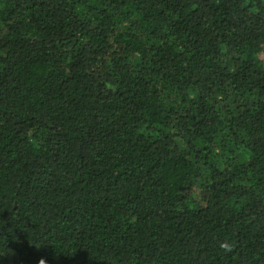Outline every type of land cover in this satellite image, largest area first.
I'll return each mask as SVG.
<instances>
[{
  "label": "trees",
  "instance_id": "trees-1",
  "mask_svg": "<svg viewBox=\"0 0 264 264\" xmlns=\"http://www.w3.org/2000/svg\"><path fill=\"white\" fill-rule=\"evenodd\" d=\"M0 264H264V0H0Z\"/></svg>",
  "mask_w": 264,
  "mask_h": 264
}]
</instances>
